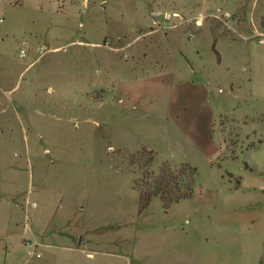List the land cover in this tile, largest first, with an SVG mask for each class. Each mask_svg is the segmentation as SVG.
I'll return each mask as SVG.
<instances>
[{
  "label": "rangeland",
  "instance_id": "1",
  "mask_svg": "<svg viewBox=\"0 0 264 264\" xmlns=\"http://www.w3.org/2000/svg\"><path fill=\"white\" fill-rule=\"evenodd\" d=\"M0 17V264H260L264 0H0ZM226 67L241 104L189 126ZM164 163L196 169L192 197L141 208Z\"/></svg>",
  "mask_w": 264,
  "mask_h": 264
},
{
  "label": "trees",
  "instance_id": "2",
  "mask_svg": "<svg viewBox=\"0 0 264 264\" xmlns=\"http://www.w3.org/2000/svg\"><path fill=\"white\" fill-rule=\"evenodd\" d=\"M195 175L196 169L188 163L181 164L177 171L164 163L156 179L153 178L154 181L148 187L140 190L141 208H145L155 196L161 198L165 207L192 197ZM260 264H264V256Z\"/></svg>",
  "mask_w": 264,
  "mask_h": 264
},
{
  "label": "crops",
  "instance_id": "3",
  "mask_svg": "<svg viewBox=\"0 0 264 264\" xmlns=\"http://www.w3.org/2000/svg\"><path fill=\"white\" fill-rule=\"evenodd\" d=\"M261 42H264V40H260ZM189 59V58H188ZM189 63V71L193 74H195L197 72V68L194 63L188 62ZM219 64L222 65V61H219ZM223 66V65H222ZM243 69H245V67H243ZM227 75L230 76L229 78H227L226 80L228 81L227 86H229V90L228 92H224L223 88H219V92H221L223 95L226 96H222V94H218L219 92H217V97H214V100L216 101V110H213L212 112H210V110L204 105L205 101H208L207 97L206 99H204L205 101L203 102V104L201 105L200 102V96L196 97L197 95H193L191 96L189 99H193L194 97H196V99H194L193 101H190V109L188 111L187 114V118L189 120V126L192 125H197L196 127L198 128L199 126H201V124H205L206 122H208L210 119L209 117H213L215 116V114L217 113V115H226L230 114L231 112H229L227 109V105L229 107V105H240L241 101L239 100L240 98L238 96H236V94H238L237 90H236V86L235 83L233 82V79L231 78V75H233V73L231 72V69L226 67L225 68ZM200 71V69H199ZM254 71L256 74V85L254 86V91H258V87L259 83H261L262 87V91L264 93V80L262 79V71L260 70L259 66L254 67ZM239 89V87H238ZM260 96H262L260 93H258ZM231 102V103H230ZM226 108V109H225ZM229 112V113H228Z\"/></svg>",
  "mask_w": 264,
  "mask_h": 264
},
{
  "label": "built area",
  "instance_id": "4",
  "mask_svg": "<svg viewBox=\"0 0 264 264\" xmlns=\"http://www.w3.org/2000/svg\"><path fill=\"white\" fill-rule=\"evenodd\" d=\"M1 20H2V18L0 17V21H1ZM24 54H25L24 51H22L21 56H23ZM28 253L31 254L32 251H29Z\"/></svg>",
  "mask_w": 264,
  "mask_h": 264
},
{
  "label": "water",
  "instance_id": "5",
  "mask_svg": "<svg viewBox=\"0 0 264 264\" xmlns=\"http://www.w3.org/2000/svg\"><path fill=\"white\" fill-rule=\"evenodd\" d=\"M155 14H158V13L152 12V16H155ZM82 242H83V240H80V243H82Z\"/></svg>",
  "mask_w": 264,
  "mask_h": 264
}]
</instances>
